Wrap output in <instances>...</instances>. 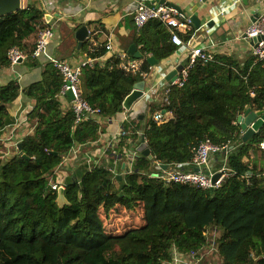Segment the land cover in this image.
<instances>
[{"label": "trees", "instance_id": "16d2710c", "mask_svg": "<svg viewBox=\"0 0 264 264\" xmlns=\"http://www.w3.org/2000/svg\"><path fill=\"white\" fill-rule=\"evenodd\" d=\"M42 15L27 4L0 17V71L9 68L7 53L14 47L26 56L28 67L38 66L28 41L43 28ZM193 31L180 37L189 42ZM136 33L133 42L142 55L138 72L123 71L116 56L81 70V98L99 110L96 119L75 123L72 108L63 109L62 77L52 63L41 67L39 81L22 89L15 81L0 86V130L7 107L20 93L34 102L28 119L35 124L17 153L0 154V264H169L173 249L183 255L194 251L199 264H213L209 255H216L218 264H264V164L250 157L261 152L264 127L245 143L237 123L247 108L264 111V60L249 57L239 64L213 55L211 62L196 61L183 86L170 89L167 103L149 105V116L158 111L170 114L169 120L143 124L135 119L134 126L122 128L127 135L117 144L118 155L126 141L139 146L143 138L151 159L134 148L133 171L126 169L120 178L105 166L79 165L61 177L67 204L57 206L51 185L63 159L74 147L98 140V118L113 120L124 111L123 100L150 71L148 57L161 61L178 48L159 21ZM81 49L88 60L106 53L103 44L85 42ZM205 140L230 148L225 165L234 175L222 187L165 185L153 176L163 167L189 163Z\"/></svg>", "mask_w": 264, "mask_h": 264}, {"label": "crops", "instance_id": "0c3cea01", "mask_svg": "<svg viewBox=\"0 0 264 264\" xmlns=\"http://www.w3.org/2000/svg\"><path fill=\"white\" fill-rule=\"evenodd\" d=\"M155 0H23V5L32 4L47 15L53 29V38L46 47L42 56L36 59L38 66L28 67L26 58L14 67L0 71V86L10 81H15L22 88L41 79V67L51 60L64 61L71 67H77L87 62L86 52L81 49L82 44L87 42L89 47L110 45L111 50L105 55L90 60L92 64L104 65L106 61L118 54L128 53L130 46L134 45L137 36L132 16L138 2L152 5ZM161 2V3H160ZM160 5L173 7L189 18L191 9L195 6L199 28L194 31L189 42L176 48L175 52L166 59L150 63V71L144 79V96L135 102L130 111L123 108L119 117L113 120L97 119L100 122L102 133L98 140L85 145H78L63 159L60 165L58 177L66 178L75 167L70 162V157H81L82 165L88 168L105 166L113 176L120 178L127 169L128 155L137 151L136 141L128 140L121 147L122 154L116 152V136L123 126H134V120L147 122L149 105L162 102L164 90L168 84L167 78L179 66L187 62L189 51L193 48L206 47L211 56H226L236 63L243 64L250 55L251 43L242 39V35L253 16L264 9V0H159ZM80 27H86L88 34L85 41L79 45L76 32ZM35 38L28 42L34 44ZM136 52L139 53L137 47ZM129 54V53H128ZM133 56V55H132ZM134 58V59H133ZM133 60L140 62V58ZM150 58V57H148ZM141 65V62H140ZM63 109L68 110L71 102L67 97L59 96ZM34 106V102L20 93L17 99L7 107L8 118L5 126L0 130V154L9 158L18 152V145L22 138L32 133L35 124L28 119V114ZM97 117H95L96 119ZM126 118V122L124 120ZM125 123V124H124ZM122 126V128H121ZM140 134V131H138ZM141 144V142H140ZM139 144V145H140ZM223 154H214L210 158V167L219 168L223 164ZM253 160H261L264 164V153L258 152L256 157L250 153ZM89 160V163L86 161ZM62 167L71 170L67 176ZM174 166L167 167L172 169ZM185 169L186 168H182ZM213 264L220 263L216 255H209ZM202 264V263H201ZM205 264V262H203Z\"/></svg>", "mask_w": 264, "mask_h": 264}, {"label": "built area", "instance_id": "2783aa9c", "mask_svg": "<svg viewBox=\"0 0 264 264\" xmlns=\"http://www.w3.org/2000/svg\"><path fill=\"white\" fill-rule=\"evenodd\" d=\"M156 20L159 21L165 28H167L170 34V41L176 47H182L186 42L182 40L180 34H186L193 28V23L191 19L185 15L183 12L165 5H147L143 2H138L135 12L133 14V23L137 30H140L149 21ZM40 22L43 28L39 31L36 39L34 41V48L32 51V58L38 59L44 53L46 47L49 45L53 38V29L50 25V21L47 15L44 13ZM242 39L252 43L250 45V55L255 61L264 60V10L258 12L253 16L250 23L247 25ZM106 51L111 50L110 45L105 46ZM116 56L120 60L119 68L125 72L136 73L139 71L140 62L128 58L126 53H118ZM7 58L9 61V67H14L19 64L22 60L26 58L17 48H12L7 53ZM211 62L213 61L212 56L209 54L206 47L193 48L189 51L187 62L182 66L181 70L177 72L175 78L170 80L164 90L162 102H168V94L170 89L174 86L180 88L183 86L186 78L188 69L196 62ZM53 67L59 72L62 77V86L59 91V96L66 97L67 93H71L73 99L71 102V108L75 115V123H79L81 120L86 118H95L99 114L98 109H93L91 106L81 98L79 90V77L83 67L89 65V62H83L77 67H71L64 61L51 60ZM253 91H249V96H253ZM166 115V116H164ZM171 118L170 114H164L163 112H155L149 117L152 121L157 124L165 123ZM124 118L123 122H126ZM125 124V123H124ZM122 128V126H121ZM127 132L123 129L117 134L116 139L120 140L122 137L126 136ZM259 149L264 153V138L259 144ZM230 148L229 146H217L212 144L209 140L201 142L193 151L192 160L183 165H176L172 169L160 166L156 163L158 168L162 169L160 175H153L161 179L165 185L170 183L177 184H187L193 186L194 188L200 190H215L222 187L226 182L234 175V173L226 168V158ZM74 151L72 150V154ZM223 164L219 168L210 167V158L214 154H222ZM75 156H77L75 154ZM137 156L136 152L128 155L127 169L128 172L133 171V165L135 158ZM89 163V160L86 161ZM189 168L188 171L182 170V168ZM218 175L216 181L213 178ZM60 180L51 185L52 191H57L61 186ZM201 257L197 258L194 251L183 255L177 252L175 249L171 251V261L169 264H199Z\"/></svg>", "mask_w": 264, "mask_h": 264}, {"label": "water", "instance_id": "95a60500", "mask_svg": "<svg viewBox=\"0 0 264 264\" xmlns=\"http://www.w3.org/2000/svg\"><path fill=\"white\" fill-rule=\"evenodd\" d=\"M204 1V0H203ZM161 3V2H160ZM159 0H155L153 2L154 5H160ZM24 9L23 0H0V17H7L13 14L18 13ZM196 7L194 6L191 9V21L193 26L198 29L199 28V20L197 19ZM88 31L86 27H80L76 32V39L81 45L86 37ZM128 53L133 55L135 59H140L142 57L141 54H137L135 46H130L128 49ZM150 63L154 62L153 57L148 58ZM182 66L177 67L167 78L168 81L173 80L178 71H180ZM144 81L138 82L134 84L133 90L131 93L123 100L122 108L126 111H130L132 105L141 99L144 96ZM67 101L70 102L73 97L71 93H67ZM237 123L240 125L242 132V141L247 142L253 135L257 134L264 127V111H252L250 108L244 110V112L237 117ZM18 150L20 149V145H18ZM137 151L142 153L147 158L151 159V154L149 149L147 148L143 138L141 139V144L138 146ZM20 153V152H19ZM25 157V156H23ZM218 175L213 178V181H216ZM56 204L59 208L64 207L67 204V201L64 196V188L60 186L57 190V198Z\"/></svg>", "mask_w": 264, "mask_h": 264}, {"label": "rangeland", "instance_id": "374dc122", "mask_svg": "<svg viewBox=\"0 0 264 264\" xmlns=\"http://www.w3.org/2000/svg\"><path fill=\"white\" fill-rule=\"evenodd\" d=\"M25 7V6H24ZM264 10V9H263ZM262 11V10H261ZM132 20H133V16H132ZM134 24V23H133ZM135 26V25H134ZM136 28V27H135ZM252 44V43H251ZM93 61V60H92ZM92 61H90V60H88V62H89V65H91V62ZM149 119V118H148ZM148 121V120H147ZM158 124H160V123H158ZM163 124V123H162ZM133 151H134V149H132ZM70 162L72 163V165L75 167L77 164H80V165H82V163H83V161L81 160V157L80 156H71L70 157ZM67 168L68 167H62V171L63 172H66V174H65V176H67L68 175V173L67 172H69V171H71V170H67ZM58 170H60V168L58 169ZM60 172L59 171H57V174H59ZM125 173V172H124ZM58 180H60V178H58ZM213 231H215V233L213 232ZM215 234H216V230L215 229H213V230H210L209 231V234H208V237H209V242L210 241H212V240H214V236H215ZM205 256H206V253H205Z\"/></svg>", "mask_w": 264, "mask_h": 264}]
</instances>
